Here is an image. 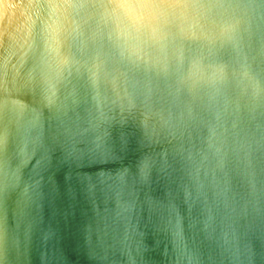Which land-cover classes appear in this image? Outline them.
Segmentation results:
<instances>
[{
	"label": "water",
	"instance_id": "95a60500",
	"mask_svg": "<svg viewBox=\"0 0 264 264\" xmlns=\"http://www.w3.org/2000/svg\"><path fill=\"white\" fill-rule=\"evenodd\" d=\"M0 0V264H264V0Z\"/></svg>",
	"mask_w": 264,
	"mask_h": 264
},
{
	"label": "clouds",
	"instance_id": "9594fccd",
	"mask_svg": "<svg viewBox=\"0 0 264 264\" xmlns=\"http://www.w3.org/2000/svg\"><path fill=\"white\" fill-rule=\"evenodd\" d=\"M114 13L139 26L147 22L149 9L138 0H116Z\"/></svg>",
	"mask_w": 264,
	"mask_h": 264
}]
</instances>
